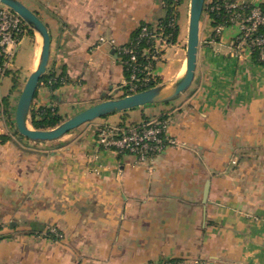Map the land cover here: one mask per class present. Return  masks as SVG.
Masks as SVG:
<instances>
[{
    "label": "crops",
    "instance_id": "0c3cea01",
    "mask_svg": "<svg viewBox=\"0 0 264 264\" xmlns=\"http://www.w3.org/2000/svg\"><path fill=\"white\" fill-rule=\"evenodd\" d=\"M22 1L49 29L47 72L63 76L55 89L40 83L33 105L69 118L113 97L125 78L115 46L167 14L165 0ZM218 27L204 12L195 79L178 99L24 141L49 156L0 145V264H264V62L236 52L237 25ZM41 48L34 31L18 46L1 89L12 103ZM173 51L156 67L161 84L186 69V51ZM161 116L178 145L150 161L95 140L102 125Z\"/></svg>",
    "mask_w": 264,
    "mask_h": 264
},
{
    "label": "built area",
    "instance_id": "2783aa9c",
    "mask_svg": "<svg viewBox=\"0 0 264 264\" xmlns=\"http://www.w3.org/2000/svg\"><path fill=\"white\" fill-rule=\"evenodd\" d=\"M207 3L210 5V11L224 9L231 13L230 24L237 25L240 30L234 41L236 52L244 50L251 54L257 52L259 60L264 62V32L259 31L264 30V9L261 5L252 6L249 14L244 16L240 11H236L243 4L235 0H206ZM180 5V0H173L170 15L161 20L159 27L142 25L134 43L119 47L121 62L129 73L128 84L131 85L129 88L131 94L148 89L147 87L151 88L148 63L153 50L149 56L147 46L141 49L139 45L145 43L150 47L158 38L163 41L167 37L169 41L172 33H166L164 28L176 29L180 25L181 16L178 9ZM29 28L16 12L0 3V92L5 76L14 65L17 48ZM220 28L219 26L218 29ZM170 126V121L161 117L150 118L135 125L127 123H119L116 126L102 125L97 131V143L104 149L128 153L135 156L139 162H147L162 154L167 148L178 145L176 137L170 133ZM163 264L181 263L168 259Z\"/></svg>",
    "mask_w": 264,
    "mask_h": 264
},
{
    "label": "water",
    "instance_id": "95a60500",
    "mask_svg": "<svg viewBox=\"0 0 264 264\" xmlns=\"http://www.w3.org/2000/svg\"><path fill=\"white\" fill-rule=\"evenodd\" d=\"M0 3L16 12L42 39L41 54L36 69L28 77L16 105L15 123L21 137L35 142L55 141L83 124L104 116L135 109L141 106L168 103L178 99L192 86L198 63L201 42V22L206 0H190L186 69L184 73L169 82L139 91L120 98L101 101L73 115L50 129H35L30 124V112L42 77L47 73L51 50V36L42 19L22 0H0ZM209 183L204 198L208 197Z\"/></svg>",
    "mask_w": 264,
    "mask_h": 264
},
{
    "label": "rangeland",
    "instance_id": "374dc122",
    "mask_svg": "<svg viewBox=\"0 0 264 264\" xmlns=\"http://www.w3.org/2000/svg\"><path fill=\"white\" fill-rule=\"evenodd\" d=\"M185 4H186L185 6H183L182 4L180 6H178V9H179V12H180V15H181L180 25L183 24L184 29L182 30V28H181V33L178 36L176 42H171L172 40L168 41V38L166 37V38H164L163 41L160 38H158V41H154V43H153L154 45H151L152 47L151 46L149 47L148 45H146L147 46V48H146L147 50L146 51H147L149 56L151 55V51L153 50L152 51L153 55L150 56V62L148 63L150 68H149V71L147 70L149 72V77H150L149 79H150V82H151V84H150L151 87L157 86V85L161 84V82H162V79H160L159 75L157 74V72H155V70L157 71L156 67H158V65L162 64L163 62H165L168 52L172 49V50H174L173 51V55L175 53L178 54L180 48H182V52L183 53H185V51H186L190 0H186ZM159 24L156 27H159ZM115 47H116L115 49L118 50L119 47H121V46L118 45V46H115ZM172 47H174L175 49H173ZM246 51H248V50H246ZM118 53H119V51H118ZM119 58H120V61H121L122 60V56H120ZM13 69H15V59H14V65H13L11 70L13 71ZM12 71H11V73H12ZM124 72H125V78H124L122 84L119 87H117L116 89H114V91H112L111 96H113V97L111 99L120 98V97H123V96L131 94V92H129V88H130L131 85L128 84L129 73L125 69V67H124ZM6 76H8V75H6ZM6 76H5L4 79H6ZM143 88H146V87H143ZM147 88H149V87H147ZM140 90H142V88ZM0 94H1V97L4 96L2 91L0 92ZM15 100L16 101H14L12 103V115H11V118L15 115V111H16V105H17L18 99H15ZM95 104H97V103H94L92 105H90V103H88V105H86L83 110H85V109H87V108H89V107H91V106H93ZM33 107L36 110L41 108L39 105H36V106L33 105ZM138 112L139 111L134 109V110L130 111L129 114H134V115H138L139 116V114H137ZM74 114H77V113H74ZM114 116L115 115L110 114V115L104 116L102 118H98L97 120H95V122L114 121L113 120ZM115 117H118V115H116ZM68 118H69L68 115L66 117H63L62 122L67 120ZM6 120L7 119H6V115L4 114V110H3V108H1L0 109V135H10V136H12V138L6 140L5 142L4 141L2 142V140L0 138V145H8L9 144V147L12 149L11 151H21L20 155H22L23 153H26V154H29V156H32L34 153H37V154H43V156H49V153L51 151L49 146L48 147H41V146H38V145L30 146V144H28L29 146H27L25 144V142H24L27 139L26 138L22 139L21 137H19L16 134V132H12L11 133L10 128L8 127ZM142 122H140V123H142ZM118 124L116 123V124H109V125L116 126ZM128 125H131V123H128ZM99 128H101V126ZM95 140L97 142V134H96ZM29 151H31V152H29ZM30 154H32V155H30ZM15 176L18 177L17 174ZM51 230L56 232L55 227H54V229L51 228ZM2 232H4V230L2 231L0 229V235L2 234Z\"/></svg>",
    "mask_w": 264,
    "mask_h": 264
},
{
    "label": "trees",
    "instance_id": "16d2710c",
    "mask_svg": "<svg viewBox=\"0 0 264 264\" xmlns=\"http://www.w3.org/2000/svg\"><path fill=\"white\" fill-rule=\"evenodd\" d=\"M231 1H233V0H231ZM185 2H186V0H180V4H182L183 6L186 5ZM172 3H173V0H165V7H166V11H167L166 16H169L170 13H171V9L170 8H171ZM261 7L264 9V4L261 5ZM251 8H252V5L243 4L240 7H238L236 9V11H240L242 15L247 16L249 14ZM205 13L210 16V18L212 19V21H213V23H214V25L216 27L223 26V25H230V20L229 19H230L231 13L225 11L224 9H221L220 11H210V5L207 3L206 7H205ZM162 20H164V19H162ZM181 28H182V30L184 29L183 24L182 25H178L176 29H173V28H170V27H166V28H164V31L166 33H169V32L172 33V37H171L170 40H172L171 42H176L178 36L181 33ZM139 30H140V28L134 33L133 37L130 39V41L127 43V45H130L131 43L135 42V39L138 36V33L140 32ZM29 31H32L31 28H29ZM259 31L261 33L264 32L263 29H260ZM139 47L141 49H143V48L146 47V44L142 43V45H139ZM253 59L256 62L261 63V61L259 60V56H258L257 52L253 53ZM11 71H9L7 75H9V73ZM61 77H63V76H57L52 71H48L42 77L41 83H46L51 88L55 89V88H57L58 86L61 85V82H60ZM1 108H3V110H4V114L6 115V119H7L6 120L7 121V125L10 128L11 133L12 132H16V134L19 137H21V135L19 134V132L17 130V127H16L15 115L11 118V115H12V100H11L10 95H7V96L4 95L2 97V103H0V109ZM161 118L166 119V117H164V116H161ZM62 120H63V117L58 113V111L56 109L41 107V108L36 110V109H34L33 106L31 108L30 124L35 129H50V128H54L55 126L59 125L62 122ZM132 124L135 125L136 123H132ZM0 138H1L2 142L3 141L5 142L6 140L11 139L12 136H10V135H0ZM21 138L24 139V137H21ZM27 140H29V139H27ZM52 234L53 233H51L50 235L53 237L54 235H52ZM4 237H5L4 235L3 236L0 235V239L4 238ZM172 260H174V259H172ZM165 261L166 260L160 261L158 264H163ZM174 261H178V260H174Z\"/></svg>",
    "mask_w": 264,
    "mask_h": 264
}]
</instances>
